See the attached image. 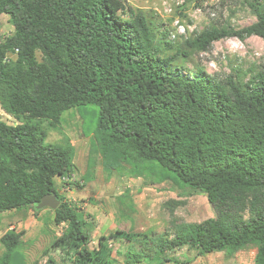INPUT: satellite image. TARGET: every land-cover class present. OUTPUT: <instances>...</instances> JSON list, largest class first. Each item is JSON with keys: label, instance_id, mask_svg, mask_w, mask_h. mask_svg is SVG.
Wrapping results in <instances>:
<instances>
[{"label": "trees", "instance_id": "obj_1", "mask_svg": "<svg viewBox=\"0 0 264 264\" xmlns=\"http://www.w3.org/2000/svg\"><path fill=\"white\" fill-rule=\"evenodd\" d=\"M249 7L255 22L208 27L168 56L171 44L164 41L165 49L142 12L122 0H0V17L13 28L0 39V109L19 121L0 120V214L37 215L41 198L57 195L53 223L66 227L44 251L58 257L48 255L44 264H111L108 239L146 238L117 230L90 249L81 215L58 193L56 180L76 169L73 147L45 144L42 124L58 130L65 111L84 106L97 108L95 139L104 154L156 163L159 181L204 193L215 211L214 219L175 227L172 239L157 238L156 257L129 249L125 264H190L250 246L254 264H264V64L248 78L238 70L224 80L175 66L220 40L264 43V1ZM22 234L0 237V264H24L15 257ZM187 235L194 258L173 260L166 252Z\"/></svg>", "mask_w": 264, "mask_h": 264}, {"label": "rangeland", "instance_id": "obj_2", "mask_svg": "<svg viewBox=\"0 0 264 264\" xmlns=\"http://www.w3.org/2000/svg\"><path fill=\"white\" fill-rule=\"evenodd\" d=\"M122 1L127 7L142 12L165 49L164 41L171 44L172 48L164 52L168 56L176 54L185 39L208 27L242 28L256 20L249 7L255 0ZM12 33L8 17L1 16L0 39ZM161 33L166 34L164 39ZM263 64L264 43L257 37H250L243 42L234 38L220 40L213 43L208 52L180 57L175 66L188 76L202 69L215 79L224 80L238 70L242 77L248 78L250 72ZM0 120L8 125L19 123L1 109ZM96 124L97 108L94 106L65 111L58 130L49 128L47 122L42 124L45 144L69 142L73 147L76 169L69 180L73 186H68L65 178L57 179L56 185L59 195L81 215L90 249L97 248L100 236L108 237L120 230L145 235L146 240L108 239L111 264H125L129 249L153 258L158 253L157 238L172 239L175 227L215 218V211L204 193L180 186L170 179L159 181L163 169L156 163H128L104 154L95 139ZM244 217H248L246 212ZM65 227V224L56 226L53 223V211L48 208L39 210L37 215L32 210L0 214V237L8 230L23 233L15 257L24 264H44L48 255L57 258L58 251L51 250L46 255L44 251ZM185 241L166 254L178 261L194 258L196 251L190 244L189 235ZM3 252L0 245V255ZM254 255L255 248L250 246L234 254L213 253L197 257L190 264H254Z\"/></svg>", "mask_w": 264, "mask_h": 264}, {"label": "water", "instance_id": "obj_3", "mask_svg": "<svg viewBox=\"0 0 264 264\" xmlns=\"http://www.w3.org/2000/svg\"><path fill=\"white\" fill-rule=\"evenodd\" d=\"M60 200L55 193L45 195L41 198L38 204L35 205L36 210L48 208L52 211L56 210L60 205Z\"/></svg>", "mask_w": 264, "mask_h": 264}, {"label": "built area", "instance_id": "obj_4", "mask_svg": "<svg viewBox=\"0 0 264 264\" xmlns=\"http://www.w3.org/2000/svg\"><path fill=\"white\" fill-rule=\"evenodd\" d=\"M71 177H72V176H71ZM63 179H64V178H63ZM65 179H67V181H69L71 178H69V179H68V178H65Z\"/></svg>", "mask_w": 264, "mask_h": 264}]
</instances>
